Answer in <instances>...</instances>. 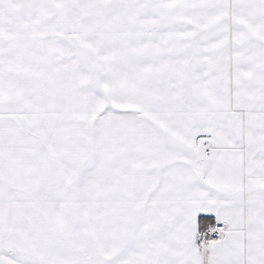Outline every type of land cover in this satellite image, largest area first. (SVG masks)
I'll return each mask as SVG.
<instances>
[{
    "label": "snow or ice",
    "instance_id": "6c2138e0",
    "mask_svg": "<svg viewBox=\"0 0 264 264\" xmlns=\"http://www.w3.org/2000/svg\"><path fill=\"white\" fill-rule=\"evenodd\" d=\"M0 264H264V0H0Z\"/></svg>",
    "mask_w": 264,
    "mask_h": 264
}]
</instances>
